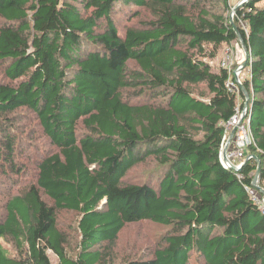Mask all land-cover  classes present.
I'll use <instances>...</instances> for the list:
<instances>
[{
    "label": "trees",
    "instance_id": "trees-1",
    "mask_svg": "<svg viewBox=\"0 0 264 264\" xmlns=\"http://www.w3.org/2000/svg\"><path fill=\"white\" fill-rule=\"evenodd\" d=\"M118 4L150 16L121 34ZM227 9L229 0H0V172L19 169L11 131L20 109L56 149L4 205L0 264H101L122 230L144 220L171 231L150 258L122 264H264V213L248 191L257 159L264 188V0H248L234 18L252 50L243 88L254 144L242 179L220 152L224 124L246 95L230 92L229 71L211 64L238 41ZM147 157L159 164L158 184L126 183ZM59 210L79 214L76 257Z\"/></svg>",
    "mask_w": 264,
    "mask_h": 264
},
{
    "label": "rangeland",
    "instance_id": "rangeland-1",
    "mask_svg": "<svg viewBox=\"0 0 264 264\" xmlns=\"http://www.w3.org/2000/svg\"><path fill=\"white\" fill-rule=\"evenodd\" d=\"M239 1L240 0H229V9L225 11L229 20H231L233 8ZM112 16L117 23L119 31L121 34H124L128 27L140 25L150 14L143 8L118 4ZM1 26L2 20H0V27ZM227 55L235 57L237 67L245 62L246 52L239 39L230 44H223L218 48L216 57L211 61L213 62V67L220 69L221 61ZM238 60H241L242 63ZM128 65L130 68H136L137 64L135 61L131 60L128 62ZM3 69L4 66L0 64V81L4 79ZM247 77L248 68L244 70L242 80H245ZM125 96L133 97L129 92L125 93ZM131 100L134 102L142 101H139L137 98H132ZM144 101H146V99H144ZM240 102L241 99L238 97V103ZM17 112L20 113V116L17 118L18 121H16L15 128L11 132L14 133L16 137H20V139H15L17 148L16 164L19 169L18 172H15V170L13 171L16 175L9 174L10 176L8 178L0 172V220L5 215L4 205L9 196L26 189L36 177L37 162L48 153L56 150L44 136L33 112L27 109H20ZM12 175L14 176L11 177ZM160 177L161 173L157 160L154 157H147L144 161L137 163L128 171L125 182L134 184L147 182L156 186ZM44 198L48 199L46 196H44ZM78 220L79 214L75 211H58V228L68 236L66 248L69 255L72 257H76L81 239L78 230ZM170 231L171 228L147 220L130 223L122 230L110 255L107 256L101 264H122L127 260H133L135 258H150L152 252ZM1 243L8 250L9 254L18 256L17 247L11 240L3 239ZM48 254L52 262L57 261V257L51 251H49ZM193 260L194 255L192 254L191 261Z\"/></svg>",
    "mask_w": 264,
    "mask_h": 264
},
{
    "label": "built area",
    "instance_id": "built-area-1",
    "mask_svg": "<svg viewBox=\"0 0 264 264\" xmlns=\"http://www.w3.org/2000/svg\"><path fill=\"white\" fill-rule=\"evenodd\" d=\"M241 1L242 0H240L239 3H241ZM247 1L248 0H246L245 2ZM236 13L237 10L233 8L230 21H234V18L237 17ZM240 23H241V27L245 30V32H248L247 24L241 20ZM238 61L242 63L241 60ZM244 63L237 67L235 57H233L232 55H227L225 58H223L220 64V67L228 70L231 75L226 82V87L229 89L230 92H233L237 95H240V92L242 90L243 81H244L242 80V76L244 70H246L247 68H248V76H250V67L249 66L244 67ZM249 102L250 99L249 98L247 99V97L244 103L241 100V102L238 103L235 115L228 122L224 124L225 135L223 138L221 152H220L221 164L228 169L234 170L239 179L243 178V174L241 173V170L243 169V166L246 163V159L248 158V148L254 144V139L251 129V118L250 116H247ZM234 130H235L234 136L232 137L230 143L228 144L230 135ZM227 145L228 148L224 155L223 154L224 148ZM257 185L260 186V183ZM248 191L251 194V200L254 203H256L261 209V211L264 213V195H262L258 191L255 185H253V188H248Z\"/></svg>",
    "mask_w": 264,
    "mask_h": 264
},
{
    "label": "water",
    "instance_id": "water-1",
    "mask_svg": "<svg viewBox=\"0 0 264 264\" xmlns=\"http://www.w3.org/2000/svg\"><path fill=\"white\" fill-rule=\"evenodd\" d=\"M245 1H246V0H242L241 3L237 4V6L234 7V9L237 10L239 6H242V5L245 3ZM231 23L233 24V26H234V30L236 31V33H237V35H238V39L243 43V41H242V37H241V33H240L238 27L234 25V21H231ZM243 46H244V44H243ZM244 49H245V52H246V60H245V63H244V67H246V66H248L249 59H250V53H252V50H250V52H248V50H247V48H246L245 46H244ZM242 91L245 93V95H246V97H247V99H248V98H249V94H248V92H247L243 87H242ZM246 104H247V102H246ZM251 117H252V116L250 115V118H251ZM234 133H235V130L231 133L228 144L230 143L232 137L234 136ZM227 148H228V145L224 148V152H223L224 155H225V153H226V151H227ZM249 159H250V158L248 157V158L246 159V162H247ZM257 161H258V168H257L256 173H255V176H254L253 185H255V186L257 187L258 191H259L262 195H264V188H262L261 186L257 185V184L260 183V175H261L260 161H259L258 159H257Z\"/></svg>",
    "mask_w": 264,
    "mask_h": 264
},
{
    "label": "crops",
    "instance_id": "crops-1",
    "mask_svg": "<svg viewBox=\"0 0 264 264\" xmlns=\"http://www.w3.org/2000/svg\"><path fill=\"white\" fill-rule=\"evenodd\" d=\"M213 62H211V64H212ZM213 65V64H212ZM241 100H242V98H240Z\"/></svg>",
    "mask_w": 264,
    "mask_h": 264
}]
</instances>
